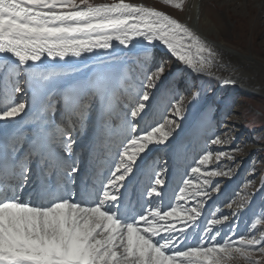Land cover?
<instances>
[{
    "label": "snow or ice",
    "instance_id": "6c2138e0",
    "mask_svg": "<svg viewBox=\"0 0 264 264\" xmlns=\"http://www.w3.org/2000/svg\"><path fill=\"white\" fill-rule=\"evenodd\" d=\"M222 56L144 3L0 0V264H264Z\"/></svg>",
    "mask_w": 264,
    "mask_h": 264
},
{
    "label": "rangeland",
    "instance_id": "374dc122",
    "mask_svg": "<svg viewBox=\"0 0 264 264\" xmlns=\"http://www.w3.org/2000/svg\"><path fill=\"white\" fill-rule=\"evenodd\" d=\"M134 3H140L143 0H131ZM195 1V0H194ZM264 0H204V6L210 12L213 18L224 13V21H228L231 25L228 34L224 35L225 41L237 47L248 55H254L261 60H264V8L259 6ZM100 2V0H97ZM193 0H185L182 10L173 9L163 3V0L158 1L155 7H161L179 17L188 13L189 5ZM159 5V6H158ZM167 6V7H166ZM222 15V14H221ZM218 19V18H217ZM216 76V75H215ZM236 78L235 72H231L226 76L218 77L219 79ZM197 79L208 80L206 76L198 77ZM232 79V78H230ZM215 85L216 81L212 80ZM230 87H225L221 90V94H229ZM222 111H226L229 117L227 127L231 129L230 135L235 137V140L244 147V152L237 159H243V167L240 169L239 175L235 176L231 181L224 179L221 181L227 184L226 191L231 192L245 175V170L249 167V156L260 159L264 157V93L261 91L251 93V91H237L233 94L232 99L223 102ZM218 132L222 130L218 127ZM228 161H223L222 164H227ZM260 174H264V160L257 165ZM260 175L256 176L257 184L259 183ZM261 204V198L257 196L253 205V210L258 209ZM244 224L241 223V230Z\"/></svg>",
    "mask_w": 264,
    "mask_h": 264
},
{
    "label": "bare ground",
    "instance_id": "6f19581e",
    "mask_svg": "<svg viewBox=\"0 0 264 264\" xmlns=\"http://www.w3.org/2000/svg\"><path fill=\"white\" fill-rule=\"evenodd\" d=\"M158 1L160 0H143L140 3L155 7ZM204 3V0H193L189 5L186 15H179V17L174 15V17L192 27L207 42L223 53L218 67L213 69L216 76L222 77L228 75L232 71L235 72L236 78L232 76L230 78L235 79L237 85L231 86L230 91H226V93L229 92V94L223 93L225 101L232 99L233 94L241 90L245 92L251 91V93H253V91H261L264 93V60L254 55H248L237 47L235 48L229 45L225 41L224 35L228 34L231 25L228 21H224V13L222 12L220 15H217L218 19L213 18L204 6ZM259 6L264 8V1L261 2ZM158 9L166 11L161 7ZM166 12L171 14L168 11Z\"/></svg>",
    "mask_w": 264,
    "mask_h": 264
}]
</instances>
